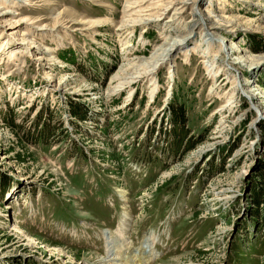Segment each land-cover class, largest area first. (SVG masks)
Returning <instances> with one entry per match:
<instances>
[{"label": "rangeland", "instance_id": "374dc122", "mask_svg": "<svg viewBox=\"0 0 264 264\" xmlns=\"http://www.w3.org/2000/svg\"><path fill=\"white\" fill-rule=\"evenodd\" d=\"M20 1H0L33 44L0 23V41L11 39L0 54V264H135L148 230L150 264H264V203L251 201L264 166V65L232 69L205 37L215 20L234 21L220 38L260 61L264 0H197L215 17L203 28L188 6L127 29V0ZM185 36L153 78L112 91L120 68ZM107 236L119 242L112 255Z\"/></svg>", "mask_w": 264, "mask_h": 264}, {"label": "bare ground", "instance_id": "6f19581e", "mask_svg": "<svg viewBox=\"0 0 264 264\" xmlns=\"http://www.w3.org/2000/svg\"><path fill=\"white\" fill-rule=\"evenodd\" d=\"M18 2H22V1L18 0ZM196 4H198L197 0H127L126 6H125V13H127V16H126V19L123 21L124 23L123 26L126 27V29L127 27L131 28L135 26H145L146 27L147 25H150L151 23L158 22L159 20H161V18L165 17L172 10L174 11V13L172 14L173 17L166 21L167 23H169L173 21L175 16L182 15V13H184L182 9H186L188 6H192L191 11L193 14L192 15L193 19L191 22L194 25H198L196 26L198 28L206 27L208 23L215 20V17L211 16V14H204V12L200 11V9L197 7ZM150 12H154V13L152 14ZM8 14L10 13L9 12L0 13V20H1L0 23H4V24L8 23V25L11 26V29L15 30L19 25H14L13 24L14 22H10L11 20L6 18ZM219 21H220L219 19L218 21L215 20L213 22V25L209 24L210 27L205 28L208 34V35H205V37H210L208 41L212 42V44H217L220 47L221 51L225 54V56L231 58V59L226 58L227 61L231 65L230 68L232 67L233 69L234 67L235 68L239 67L243 69L244 68L245 69H248V68L257 69V67L259 66L261 67L262 65H264L263 63L264 56L261 57L260 61L253 60L248 57L244 58V56L238 57L240 55V51L236 49L237 47L233 46L232 43H230L231 45H229L225 39L220 38L221 35H225V34H229L233 32L230 29L233 27L232 23L234 21L226 22V24L224 22L221 23V21L219 23ZM167 27H168L167 30L171 32H175L174 27L172 25L171 26L167 25ZM8 30H10V28ZM40 30H44V29L40 28ZM22 33L19 30H15L13 31V33H10V35L14 34L18 36L21 42V45H25V43H27L29 44L27 49H30L33 44L30 43V40L25 38V36ZM189 41H190V36L168 38L165 40V43L159 46V48L155 49L154 52L149 57L142 59L141 64L139 66L137 65V67H129L125 69H123V67L120 68L111 78V84H114L112 91L115 92V91H120L122 89L129 88L137 79L141 77L150 76L153 78L154 75L156 74V69L165 65L176 52L184 49ZM10 43H11L10 38L0 41V54L3 51L11 47ZM231 56L237 57V58L232 59ZM235 77L237 78V75H235ZM169 78L171 79L173 78V76L172 77L169 76ZM238 82H240L239 78H238ZM239 85L236 84L235 88H238L239 91L240 90L243 91L252 100V102L255 99L256 100L259 99L257 98L258 93L255 92L256 90H253V88H250L251 90L249 91V88H246V89L243 88V86L246 84L242 82L239 83ZM260 116L261 117L264 116V113L261 112ZM18 233L22 234L21 232H18ZM122 234H123L122 229H119L118 230L119 239L122 238ZM26 236L30 238V236L28 235ZM27 237L26 239H28ZM155 237H156L155 232L152 230H148L144 233L140 241L139 250L140 252L146 251L147 253H143L140 255L139 253H136L135 250L132 251L134 258H135V264H150L152 260L155 258L156 256L155 254L156 238ZM106 239H107L105 240L106 249L109 252L111 251L109 255H112V253L114 252L112 251V249L116 247L119 248L117 245L119 242H116L114 238H110L109 236H107ZM30 240L32 239H28V243H32ZM127 244L128 243H125L124 246H126Z\"/></svg>", "mask_w": 264, "mask_h": 264}, {"label": "trees", "instance_id": "16d2710c", "mask_svg": "<svg viewBox=\"0 0 264 264\" xmlns=\"http://www.w3.org/2000/svg\"><path fill=\"white\" fill-rule=\"evenodd\" d=\"M253 40V44H254V48L253 50H258L259 47L262 46L263 42L257 40L255 41L254 39ZM174 113H173V123L175 125V127H178V126H181V124L184 123V111L182 109V107L178 108L177 110H173ZM72 115L73 117L77 118V119H81L83 120L85 118V113L84 112H79L78 110H76L75 108H72ZM262 131L264 132V127L262 126ZM179 134V135H178ZM176 138L174 140V143H173V147H174V150H180L181 147H183V135L181 133H177L176 135ZM202 141V138H199V142ZM193 144H191L189 142V145L187 146V148L191 147ZM231 151V150H230ZM260 168L262 169L261 172H259V175H260V178L262 179V183H261V192L257 193L254 191V194L252 196V203L257 207V206H260L264 203V182H263V178H264V166H260Z\"/></svg>", "mask_w": 264, "mask_h": 264}]
</instances>
